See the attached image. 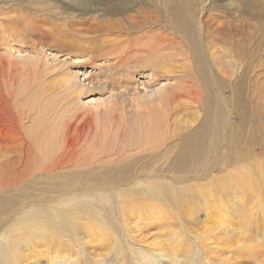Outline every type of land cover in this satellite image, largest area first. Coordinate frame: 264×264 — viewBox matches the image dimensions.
Returning <instances> with one entry per match:
<instances>
[{
    "label": "rangeland",
    "instance_id": "1",
    "mask_svg": "<svg viewBox=\"0 0 264 264\" xmlns=\"http://www.w3.org/2000/svg\"><path fill=\"white\" fill-rule=\"evenodd\" d=\"M48 2L55 14L45 31L68 32L59 35L62 41L53 51L42 50L37 77L27 81L26 68L36 55L33 31L9 41L6 51L25 66L13 97L19 89L28 94L19 97L26 98L19 108L29 116L21 129L37 162L45 165L65 150L71 154V166L57 172L50 185L89 197L92 211L99 212L98 217L82 212L71 218L79 259L71 263L132 264L141 247L149 255L143 264H264V0H39L42 6ZM142 4L146 10L136 11ZM147 12L151 20H144ZM66 14L71 20L61 19ZM105 14L110 20L101 18ZM130 15L140 24L126 21ZM5 17L0 14V20ZM98 17L103 24L120 21L127 28L116 27L113 35L101 28L94 34L88 27ZM15 23L18 29L32 28ZM209 23H215L213 32ZM162 33L170 41L159 54L152 49ZM193 94L201 99H192ZM187 142L193 144L189 153L184 152ZM108 168L117 173L122 168L120 178L140 182L139 197L132 192L123 200L115 192L104 196V190H114L115 182L103 179ZM127 179L119 186L126 187ZM37 183L26 189L30 202L31 192L49 187L48 180ZM37 193L40 201L46 199L47 194ZM87 222L100 227L96 223L88 231ZM115 234L123 242L116 243ZM128 242L135 247L121 254L118 247L127 249ZM32 245L23 251L29 256L24 264H48L56 247L39 240Z\"/></svg>",
    "mask_w": 264,
    "mask_h": 264
},
{
    "label": "bare ground",
    "instance_id": "2",
    "mask_svg": "<svg viewBox=\"0 0 264 264\" xmlns=\"http://www.w3.org/2000/svg\"><path fill=\"white\" fill-rule=\"evenodd\" d=\"M45 2H47V1H45ZM140 6L141 5H139V9L136 10V11H141V9H145L146 10L145 5H143L141 7ZM3 13H6V17L0 20V27L3 28L0 32L4 31V33L6 34V37H5V35L3 33H0V36L2 34L4 35V38H0V40H1L0 41V214L3 213V215L0 216V264H24V262L29 258V256H28V258L26 256H23V251H24L25 247H27L28 245L29 246L32 245V244L34 245V241H36V240L41 241L43 246H48V245L51 246L52 245V246L56 247V250H54V252H52V254L50 253L49 257L47 255L48 264H75V263H71V262H73L75 260L79 261V259L75 258V256H74V254H75L74 252L75 251L73 250V249H75V247H78L77 244H76V243H78V239L76 238V239H72L71 240V236H72L71 235V230L76 232L77 225H76V222H71V218H75V216L76 217L80 216V213H82V212L86 213V214L87 213H93L94 215H96L98 217L99 216V214H98L99 212L97 213V211L96 212L92 211L93 209L89 205V202L87 200L89 197L83 195L82 197L85 199L84 200V199H81L80 196H78L77 194H73L74 190H73V192H71L72 190L71 191H66V190H63V189L62 190H58L54 186L50 185V183L53 181L54 175H56L57 172H59V171L62 172V170H66L67 168H69L71 166V164H72L71 163V154L65 152L66 151L65 150V151H63V153L59 157L51 158V160L47 161V163L45 165H41V164L39 165V163L37 162L38 156L33 151L32 144L27 142L28 137L25 139L24 133L22 132V129H21L24 125L27 124L26 120L29 118V116L26 113V111H24V110L22 111L19 108L20 107L19 104L21 103V101H24L26 98H24L22 100L21 98L19 99V97H20V95L23 96V97H26V96H28V94L26 93V91L22 92L19 89L18 91H20V92L17 93V96L13 97L14 96L13 95V90L17 89V85H18L17 81H19L18 79H21L22 76L25 74V66H23L21 68L18 65L17 61L15 59H12L13 58V55H12L13 53L11 54L9 51H6V46L10 45L9 41H11V40H13V42L14 41H18V40H16V39H18V37L22 36L21 38H23L25 35L27 36L29 32L33 31V35H34V37H36V40H35V42H33L31 44V48L34 51V54H36L35 55L36 58L34 57L33 60L30 61L32 66L31 65L29 66L28 65L29 63L27 64L29 66V67L26 68V71L28 73L27 81H29L31 76H33L35 78L37 77L38 68L41 66L40 65L41 57L44 55L42 53V50L47 49L49 51H53L54 50L53 47L55 45H59V41L60 42L62 41L61 38H60V37H62V34L65 33V32H68V31L64 30L65 29V27H63L64 25L62 27L64 28L63 30L65 32H53V33H51V31H53V30H50V28H48L50 30V31L48 30L49 32L45 31V29H47L46 28L47 26L45 27V25H47L49 23V21L51 20V13L53 15L55 14L54 13V8H53V6H52V4L50 2H48L46 4V6H42V5H40L39 0H5V3L3 5H0V14H3ZM59 14H61V12ZM69 16L70 15L66 14L65 16H63V18L61 17V19H64V20L69 19V20H71V17H69ZM101 18L104 19V20H110L111 16H109L108 14H105V15H102ZM143 18H144V20L145 19L146 20H151L153 17L151 16V13L147 12V13H145L143 15ZM125 20L130 22V23H132V24H140V21H141V20H139L138 17H136V15H130V17L125 19ZM15 22H21L22 26H23V24L24 25L26 24L25 27L27 25H29V26L32 25V28L29 31H26L25 30L26 28L24 29L23 27L21 29L20 28L18 29L17 26H19V25H17V23H15ZM210 22H212V19H211ZM177 24H178V26L181 25L180 20H179V22ZM175 25H176V23H175ZM186 25H188V24H186ZM220 25H221V23H220ZM106 26H110L109 30H107L105 28ZM121 26L124 29L127 28L120 21H117V24L115 23V21H109V24H103L102 21H100L99 17H98V19H93L92 22H90V25H89L88 29H90V31L92 33H94L95 30L97 31V30L103 28V29H105L107 31L108 34H112L113 35V33H114L113 29L116 30V27H117V29H120ZM144 26L148 27L146 24H143V28H144ZM215 28H216L215 23H209L208 24V29L212 30L211 32H213ZM24 31H26V32H24ZM70 31H69V33H70ZM118 31H120V30H118ZM151 33L154 34V32H151ZM147 34H149V33H147ZM166 34H168V33H166ZM59 35H61V36L59 37ZM130 36H132V35H130ZM67 37L68 36H65V38H67ZM157 39H156L157 41H155V43H156L155 45H157V46L155 47L152 44L155 47V49L154 50L152 49V51L157 52L155 50L159 49L158 51H161V52H159V54H161L164 50H166L167 44L170 41L169 35L166 36V35H163V33H162V35L158 36ZM45 40H46V43L43 44V41H45ZM47 41H49V42L47 43ZM152 42H154V41H152ZM65 43H67L69 47L71 46V43H68V42H65ZM112 48H114V47H112ZM150 50H151V47H150ZM152 64H153V62H151V65ZM155 65H157V64H155ZM40 79L42 80V78H40ZM219 97H221V96H219ZM192 99L198 100V99H201V98H200L199 95L193 94L192 95ZM36 104H39V103H36ZM36 108H37V106H36ZM38 117H39V114H38ZM224 123H225V121H224ZM26 128L27 127H25V129ZM222 131H224V130H222ZM204 135L206 136V134H204ZM26 136H28V135H26ZM185 136L187 137V135H185ZM188 136H190V135H188ZM236 136H238V135H236ZM34 138H35V136H34ZM188 138L189 137H187V139ZM60 140H61V138H60ZM39 141H37V142H39ZM202 142L203 141H201L200 143H202ZM204 142H205V140H204ZM180 145H181V143H180ZM183 145L185 146V149L183 148L184 152L186 151L185 153H189V152L192 151L193 144L191 142H187V143H185ZM203 145H201V146H203ZM145 146H147V145H145ZM196 147H197V144L195 143L194 144V149ZM180 149L183 150L181 148V146H180ZM60 150H63V149H60ZM55 151H58V150L56 149ZM168 151H170V150H168ZM196 151L198 152V150H196ZM167 155H169L168 152H167ZM190 157L191 156H189V158ZM41 159H44V158H41ZM183 165H185V164H182V166ZM178 167H179V165H178ZM168 169H170V168L168 167ZM115 170L116 169L108 168L103 173L104 181H106L107 183H112V184L115 182L114 185H113L114 190L112 192H109V191H105L103 189L104 190L103 191V195L112 198V193L115 192L120 198L122 196L121 200H123V197H126V198L130 197L129 196V192H132V193H134V195H132V196L135 198L137 196V194H139L138 190L141 189L140 186L142 184L140 185V182H138L136 184H134V182L130 183V180H128L127 178H124L125 176L120 178L119 174H122V170H123L122 168H121V170L118 173ZM157 171H159V170H157ZM162 172H159V173H162ZM89 174H91V173H89ZM41 179H42V181L43 180H48L49 181V183H48L49 187H47L45 189H42V190L39 189V191L43 192L44 194H47V196L45 197L46 199L44 201L43 200L40 201L38 199V193H37L39 191L31 192L30 193L31 202H30L28 200V198L25 196V193L28 192V191H26V189L29 186L33 185V184L35 186H38L39 184L37 182H41ZM126 179L129 181V184H125L124 186H126V187H123V188L121 186L123 183L119 186L120 181H122V180L126 181ZM136 179H138V178H136ZM86 181H88V180H86ZM141 182H143V181H141ZM147 182L148 181H146V183ZM36 183L38 185H36ZM63 184H64V181H63ZM80 184H82V183H80ZM91 184H93V183H91ZM249 184H250V181H249ZM137 185H140V186L137 187ZM95 186H96V184H95ZM63 187H64V185H63ZM164 187H167V185H164ZM238 187H241V186H238ZM81 188H83V187H81ZM80 190H78V192ZM166 190H168V187L166 188ZM10 191H13V192L11 194H9ZM33 191H35V190H33ZM151 192L157 194L155 191H151ZM93 197H95V196H93ZM113 197L116 198L117 196H113ZM137 197H139V196H137ZM106 199L107 198H105L104 200H106ZM117 199H119V198L117 197ZM92 204H94V203H92ZM71 206L77 207L74 212L71 211ZM112 207L114 208V206H112ZM130 210H131V208H130ZM224 215H225V213H224ZM81 216H82V214H81ZM85 219H86V217H85ZM7 221H11V222H7ZM100 221H102V220L100 219ZM96 223L97 222H93V224H96ZM91 224L92 223L87 222V226L84 229H86V230L89 229L88 231L94 230L98 223L96 225H93V224L91 225ZM103 224L106 225V223H103ZM97 226L100 227V224H98ZM112 226H113V224H112ZM112 226H111V230L113 231V233H115L116 232V228L114 226H113L114 228H112ZM120 227H121V225H119V228ZM102 228H103V226H102ZM120 230H122V229H120ZM93 232L95 233V231H92V233ZM108 232H110V231H108ZM76 235H77V233H76ZM90 236H92V235H90ZM102 236H104V235H102ZM94 237H91V238L93 239ZM126 239L128 240V238H126ZM123 240H121L120 237L118 235H116V240H114V241H116V243H121V242H123ZM115 245L118 247L119 244H115ZM127 245L129 247L127 249H126L125 246H123V247L119 246L120 248L118 247V249H120V252H122L121 254H123V252H127V250H130V246H132L133 244L128 242ZM79 247L83 248L81 244L79 245ZM132 247H135V246L133 245ZM190 248H192V247H190ZM30 249L32 250L33 248L31 247ZM52 249H54V248H52ZM84 249L85 248L80 249V251L82 250V252H83ZM148 249H149V247H148ZM184 249L185 248H183L182 250H184ZM105 250H107V249H105ZM135 250L137 251L136 253H138V255H133L131 261L133 263L137 262L139 264L146 263V258L149 257V255H145V253H144V251H143V249L141 247H138ZM172 250L173 249H171V251ZM175 250H177V247H176ZM175 250H173V251H175ZM178 250H180V249L178 248ZM193 250H191V251H193ZM49 251H50V248H49L48 252ZM178 252L179 251H177L176 255L178 254ZM39 253L37 254V256L40 255ZM164 253H166V252H164ZM77 254H76V256H77ZM167 254L168 253H166V255ZM171 254H175V252L171 253ZM179 254H182V253H179ZM183 255L184 254H182V256H179V258L180 257L182 258ZM199 255H200V253H199ZM202 255H203V253H202ZM44 257L46 258V256H44ZM168 258H172V256H170ZM34 259H36V258H34ZM39 259H41L40 256H39ZM91 259H95V257L93 256V258H91ZM197 259H199V258H197ZM86 260H87V257H86ZM163 260L166 261L164 258H163ZM186 260H187V256H186ZM188 260H190V259H188ZM173 261H175V260H173ZM176 261L178 263L184 262V260L182 261L181 259H178ZM117 262H119V261L117 260ZM90 263H85V264H90ZM164 263H166V262H164ZM32 264H39V260H36V263H32ZM98 264H99V262H98ZM148 264H157V263H153V262L150 263L149 262ZM171 264H173V263H171ZM193 264H198V262H196V263L194 262Z\"/></svg>",
    "mask_w": 264,
    "mask_h": 264
}]
</instances>
